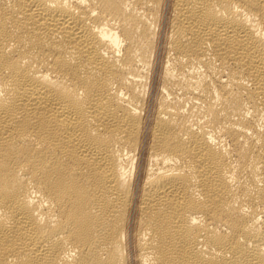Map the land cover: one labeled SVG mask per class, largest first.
<instances>
[{
	"label": "bare ground",
	"instance_id": "bare-ground-1",
	"mask_svg": "<svg viewBox=\"0 0 264 264\" xmlns=\"http://www.w3.org/2000/svg\"><path fill=\"white\" fill-rule=\"evenodd\" d=\"M0 264H264V0H0Z\"/></svg>",
	"mask_w": 264,
	"mask_h": 264
},
{
	"label": "rangeland",
	"instance_id": "rangeland-1",
	"mask_svg": "<svg viewBox=\"0 0 264 264\" xmlns=\"http://www.w3.org/2000/svg\"><path fill=\"white\" fill-rule=\"evenodd\" d=\"M157 85V84H156Z\"/></svg>",
	"mask_w": 264,
	"mask_h": 264
}]
</instances>
